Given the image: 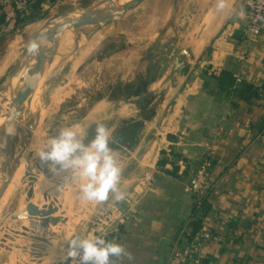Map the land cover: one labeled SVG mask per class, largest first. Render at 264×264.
I'll return each instance as SVG.
<instances>
[{"label": "crops", "instance_id": "crops-1", "mask_svg": "<svg viewBox=\"0 0 264 264\" xmlns=\"http://www.w3.org/2000/svg\"><path fill=\"white\" fill-rule=\"evenodd\" d=\"M188 2L155 0L152 8L155 11L159 6L155 18L158 38L147 41L154 29H143L132 42L142 56L152 47L157 53L165 35L176 36L175 47H188L193 55L188 63L194 65L177 76L171 89H181L168 112L160 119L158 112L145 122L158 136L141 159L148 177L137 187L141 190L119 206L107 238L121 242L133 254L134 260L125 259L123 264H196L197 257L200 264H264V33L256 42L244 39L245 10L241 13L244 18L229 24L220 37H214L212 28L205 25L202 34L192 39L186 31L189 28L184 29L180 22L189 18L195 29L204 14L193 8L186 17L192 8ZM6 9L0 4V46L9 42L10 29L24 24V28L33 27L37 22L16 23L5 29ZM170 44L173 42L166 41ZM128 52L132 60L135 50ZM127 66L129 76L133 65L128 62ZM8 68V64L3 67L4 73ZM222 70L231 71L239 87L252 83L260 95L247 101L221 91L215 75ZM155 80L144 83L142 92H148ZM146 143L143 138L141 147ZM207 155L213 162L209 174L212 187L203 215L213 235L200 254H178L190 246L194 236L195 199L189 184Z\"/></svg>", "mask_w": 264, "mask_h": 264}, {"label": "rangeland", "instance_id": "rangeland-1", "mask_svg": "<svg viewBox=\"0 0 264 264\" xmlns=\"http://www.w3.org/2000/svg\"><path fill=\"white\" fill-rule=\"evenodd\" d=\"M91 1L66 0L53 11L45 12L39 18L33 20L37 21L33 27L24 28V24L7 31V34L10 35L9 42L0 46V57L4 54L6 55L5 60L0 61V106H6L3 100L7 80L26 53L29 43L35 36V29L39 26L38 24L45 23L46 20L53 19L70 9H82ZM188 1L190 3L189 6L192 8L187 12L186 17L192 14L193 8H197L198 12L204 14L201 23H199V20L196 24L197 19L195 20L198 28H192L193 23L189 22L191 21L189 18L180 22L181 24L183 23L184 29L186 27L189 28L186 31L190 32L192 39H197L202 34V29L205 25L212 28L214 37H220L227 30L229 24L241 19V13L246 10L245 0H229L231 15H229L228 10L218 13L215 9L216 0ZM154 2L155 0L144 1L119 23L113 24L100 32L97 36L99 37L97 38L98 42H96L94 48L88 54L83 55V57L82 53L85 52L87 45L77 56L73 57L60 70L54 83L36 102L34 107L36 116L35 127L24 155L25 159L33 165V181H35V178L41 177L48 183L44 190L42 189V192H40V184L37 185L40 192L37 198L36 183L32 181L35 188L34 193L30 185L31 177L26 168L22 172L19 182L15 184V190H8L6 193L0 207V264H21V258L23 256L28 257V254L32 258L30 246L34 239V233L29 225V220L26 221L22 218L27 215L26 206L28 201L40 206L38 200L45 203L49 199L45 200L44 195L46 193L51 199L48 202L50 204L53 203L58 209L60 208V216L56 217L60 218L61 221L56 225H52V233L48 235V241L45 243L46 249L42 251V256L47 258L48 262L44 259L42 264H52V258L49 254L51 251L55 252L56 264H61L59 248L50 249L53 242L62 240L65 236L74 232L109 233L112 224L117 220L116 214L118 209H120L119 206L132 198L131 195L133 193L140 191L141 189L137 187H142L147 180L148 175L142 169L141 159L152 139L158 136L154 134L155 129L151 128V124L145 122L155 117L158 112V118H162L168 112L175 96L181 89H171L172 83L174 81L177 82V74L174 72V58L178 55V47H175L176 36L169 37L170 35H165L162 37L165 38L164 43L159 42L157 46V53L153 52L154 48L152 47L142 56L138 54V46L132 43L134 42L133 40L139 39L140 32L142 33L143 29H154V35L149 36L146 39L147 41H153L158 38V34H156L158 23H156L155 18L159 12V6L157 4L158 8H154L156 9L154 11L152 8L155 5ZM162 33H166L165 30ZM166 41L168 44L171 42L173 44L167 46ZM166 48L168 50H164ZM179 48L189 49L182 45ZM129 49L135 50L132 59L134 61L128 59ZM208 52L210 53V50ZM170 53L173 54L169 57ZM80 56L83 58L81 59ZM79 59L81 60L77 62V65L76 60ZM163 60L164 65L162 66L161 62ZM189 60L190 58H187L184 70H188L190 66L194 65L193 62L188 63ZM128 62L133 65V67H130L129 76H127V71L129 70ZM7 64L9 68L4 73L3 67ZM173 77L174 80L172 79ZM152 80L155 81L148 92L155 90L159 94L162 90L169 88V93L167 92L164 97L157 94L139 105L127 103L128 100L137 99L148 93L142 92V89L145 87L144 83ZM164 99L166 101L165 104L158 106V103ZM101 102L107 103L109 106L108 111L101 113V115H94L95 109ZM97 120L104 121L109 125L114 131L118 142L113 147L117 149L122 157L121 190L126 195V199L123 202H113L110 199L109 202L103 205H94L78 197L73 185L70 186V184L63 183L62 176L53 175L49 172L46 165L41 163L44 166L42 171L36 167L38 159L34 155L33 148L37 139L54 134L55 129L61 124H78L87 130L90 138L93 134L94 122ZM89 125L91 127H88ZM152 126L154 127L153 124ZM143 138L147 140V143L144 147H141ZM24 163L26 164L25 161ZM39 172L41 174L38 175L37 173ZM52 216L55 217L54 214ZM23 220L28 222L27 226H25L26 223ZM64 246L66 247V244ZM26 248H28V254L24 251ZM33 258L34 264H38L40 256H33Z\"/></svg>", "mask_w": 264, "mask_h": 264}, {"label": "water", "instance_id": "water-1", "mask_svg": "<svg viewBox=\"0 0 264 264\" xmlns=\"http://www.w3.org/2000/svg\"><path fill=\"white\" fill-rule=\"evenodd\" d=\"M144 1L146 0H92L82 9L73 8L48 19L38 28L32 41L44 38V44L38 53L30 54L26 51L23 55L7 80L3 100L6 106H0V200L31 141L36 122L34 107L38 99L54 83L60 70L100 32L119 23ZM187 58H193L191 51L178 48L174 66L176 76L183 74ZM175 84L174 81L171 86L174 87ZM168 90L169 88L164 89L159 94L151 90L127 103L139 105L157 94L164 97ZM36 167L44 170L39 160ZM44 197L47 200L49 195L45 194ZM26 211L27 215L22 218L29 220L34 233L30 255L42 256L38 252L46 249L45 243L52 233V225L61 221L52 216L58 211V207L53 203L40 207L28 201Z\"/></svg>", "mask_w": 264, "mask_h": 264}, {"label": "clouds", "instance_id": "clouds-1", "mask_svg": "<svg viewBox=\"0 0 264 264\" xmlns=\"http://www.w3.org/2000/svg\"><path fill=\"white\" fill-rule=\"evenodd\" d=\"M215 9L218 13L228 10L231 15L229 0H216ZM43 44L44 38L33 40L27 51L36 54ZM116 143L114 131L106 122L97 120L90 138L78 124H61L54 134L37 139L33 152L49 172L62 176L63 183L73 185L78 197L99 206L110 199L113 202L126 199L121 190L122 157L113 147ZM56 248L60 250L61 264H123L125 259L134 260L124 244L108 239L104 232H74L53 242L52 249ZM49 254L52 264H56L55 252Z\"/></svg>", "mask_w": 264, "mask_h": 264}, {"label": "built area", "instance_id": "built-area-1", "mask_svg": "<svg viewBox=\"0 0 264 264\" xmlns=\"http://www.w3.org/2000/svg\"><path fill=\"white\" fill-rule=\"evenodd\" d=\"M62 0H0V4L6 9L4 28H12L16 20L28 14L32 8L38 5L42 12H51ZM247 20L243 27L244 39L248 42H256L264 33V0H245ZM213 162L210 155H207L199 169L190 180L189 188L195 199V220H200V227L193 236L190 246L178 254L191 256L200 254L203 245L212 238V231L204 222L202 213L203 201L210 195L211 183L209 174ZM196 264L200 259L196 258Z\"/></svg>", "mask_w": 264, "mask_h": 264}, {"label": "bare ground", "instance_id": "bare-ground-1", "mask_svg": "<svg viewBox=\"0 0 264 264\" xmlns=\"http://www.w3.org/2000/svg\"><path fill=\"white\" fill-rule=\"evenodd\" d=\"M210 16V15H209ZM209 20V19H208ZM206 22V21H205ZM207 24H209V23H207ZM205 25V24H204ZM203 25V26H204ZM205 27V26H204ZM204 31V30H203ZM157 34V33H156ZM98 36V35H97ZM95 37L90 43H89V45L86 47V49H85V52L84 53H82V56L83 55H86V54H88L91 50H92V48H94V45L96 44V42H98V39L97 38H99V37ZM187 39H189V38H187ZM199 45H200V43H199ZM197 50V49H196ZM198 51V50H197ZM196 51V52H197ZM81 57V56H80ZM84 57V56H83ZM83 57H81V59L83 58ZM81 59H79V60H76V63L77 62H80V60ZM77 65H78V63H77ZM76 64H75V66H77ZM73 68H74V66H73ZM68 84V83H67ZM66 88V87H65ZM58 90H60V89H58ZM57 90V91H58ZM169 93V92H168ZM104 108V109H102V108ZM108 105H107V103H105V102H101L98 106H97V108L95 109V111H94V115H101V113L103 114V113H106L107 111H108ZM100 109V111H98ZM99 113V114H98ZM26 162V164L24 163V161ZM19 165H18V167H17V169H16V171H15V173H14V175H13V177H12V180H11V182H10V184H9V186H8V188H7V190H6V192H5V194H4V196L2 197V199L0 200V207H1V205H2V203H3V201H4V197H5V195H6V193L8 192V190H15V184L16 183H18L19 182V179H20V177L22 176V172L23 171H25V169L27 168V170H28V172H29V176L31 177V178H34V172H33V165H31V162H28V160L27 159H25V155H23L22 157H21V159H20V161H19V163H18ZM28 174V173H27ZM38 175L39 174H41L40 172L39 173H37ZM33 175V176H32ZM28 179V178H27ZM34 180V179H33ZM33 180H31V187L33 188V191H34V193H35V188H34V183L33 182H35L36 183V189H37V192H36V196H37V198H38V195L40 194V192H42V189L44 190V188L46 187V184L48 183L46 180V182L41 178V177H37V178H35V181H33ZM33 181V182H32ZM12 182H13V184H12ZM26 182V181H25ZM33 183V184H32ZM40 184V192L38 191V187H37V185H39ZM68 186V185H67ZM70 186H71V184H70ZM69 188V187H68ZM17 191V190H16ZM39 193V194H38ZM43 194V193H42ZM46 194V193H45ZM45 196V195H44ZM65 197V196H64ZM34 198V197H33ZM32 198V199H33ZM49 199H48V201L49 200H51L50 199V197H48ZM40 199V198H39ZM42 201V200H41ZM45 202V203H47L46 205H49L50 203L49 202ZM66 201V200H65ZM38 202H39V204H40V207H41V205L43 206V204H45V203H42V202H40L39 200H38ZM62 206H63V204H62ZM61 206V207H62ZM64 209V208H63ZM68 209V208H67ZM59 212H60V208L58 209V211L57 212H55L54 213V215H55V217L56 216H60V214H59ZM26 221H27V219H25ZM24 221V220H23ZM24 223H26V225L25 226H27V224H28V222H25L24 221ZM24 225V224H23ZM21 227H22V224H21ZM28 230V229H27ZM16 236V235H15ZM18 239V238H17ZM15 240V239H14ZM29 240H31V239H29ZM33 242V241H32ZM14 243V242H13ZM47 243V242H46ZM52 243V242H51ZM20 244H21V242H20ZM50 247V246H49ZM52 247H50V249H51ZM52 250V249H51ZM50 250V251H51ZM25 252H26V254H28V248H26L25 250H24ZM31 251V250H30ZM42 251L43 250H39V252L40 253H42ZM43 254V253H42ZM29 259H31L30 261H29ZM36 259V258H35ZM46 260L47 262H48V259L47 258H45V257H43V256H40V260H39V262H38V264H42V262H43V260ZM29 262H30V264H34V258L32 257V258H30L29 257V254H28V257L26 256V257H22L21 258V260H20V263L21 264H29Z\"/></svg>", "mask_w": 264, "mask_h": 264}, {"label": "trees", "instance_id": "trees-1", "mask_svg": "<svg viewBox=\"0 0 264 264\" xmlns=\"http://www.w3.org/2000/svg\"><path fill=\"white\" fill-rule=\"evenodd\" d=\"M44 13L45 12H42L40 7L36 5L32 8V10L28 14L19 18V20H17L16 23L33 21L39 18ZM215 77L218 80L219 88L221 91H226L229 94H235L239 98L247 100V101H250L252 98L260 95L258 87H256L252 83H244L240 87L237 86L236 78L233 75V73L229 70H222L220 74L215 75ZM161 162H163V160L159 161L160 164ZM201 207H202L201 208L202 213L205 214V212L208 209V199L207 198L203 201V204ZM193 226H194V234H195L196 231L200 227V220L199 219L194 220Z\"/></svg>", "mask_w": 264, "mask_h": 264}]
</instances>
